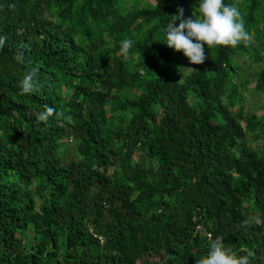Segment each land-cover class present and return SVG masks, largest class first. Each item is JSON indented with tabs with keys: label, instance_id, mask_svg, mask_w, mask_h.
<instances>
[{
	"label": "trees",
	"instance_id": "obj_1",
	"mask_svg": "<svg viewBox=\"0 0 264 264\" xmlns=\"http://www.w3.org/2000/svg\"><path fill=\"white\" fill-rule=\"evenodd\" d=\"M227 2L252 38L188 70L164 29L198 0H0V264H195L218 237L264 264V68L250 89L241 64L264 0Z\"/></svg>",
	"mask_w": 264,
	"mask_h": 264
},
{
	"label": "clouds",
	"instance_id": "obj_2",
	"mask_svg": "<svg viewBox=\"0 0 264 264\" xmlns=\"http://www.w3.org/2000/svg\"><path fill=\"white\" fill-rule=\"evenodd\" d=\"M171 17L164 29L165 44L174 50L182 51L192 64H202L211 47H235L253 36L243 13L235 3L227 0H198L197 11L191 17L184 19L182 8ZM177 20L180 21L178 25L175 23ZM133 45L132 38H125L120 42V49L127 52ZM34 87V73L30 72L21 81V88L23 92H30ZM53 111L54 109L49 107L39 118L46 120L48 113ZM195 264H246V259L234 255L226 248L223 239L218 237L212 240L210 251L198 257Z\"/></svg>",
	"mask_w": 264,
	"mask_h": 264
},
{
	"label": "rangeland",
	"instance_id": "obj_3",
	"mask_svg": "<svg viewBox=\"0 0 264 264\" xmlns=\"http://www.w3.org/2000/svg\"><path fill=\"white\" fill-rule=\"evenodd\" d=\"M146 1H151V3H154V0H146ZM251 46H255L254 43L250 42ZM187 68L190 70V67H192V63H190L189 60H187ZM241 64L244 69V78L243 81L247 80L249 81V88L252 89L253 86L256 83V78H253V75L255 71L260 70L261 68H264L263 63H257L255 60V55L253 50H250V55H245L243 59H241ZM247 94V100L244 105L246 113L250 115H256L257 118H261L263 116V111L261 110L262 107H264V94H252L250 92L246 93ZM246 123L243 122V126H245ZM247 142L250 146L256 148V149H262V146L264 144L263 140H255L252 135L249 134L247 138ZM69 147L73 144L71 140H68L65 142ZM135 159L138 160H145L144 154H136ZM65 158L67 160H71L72 158H75V156L72 153H67L65 155ZM148 162V161H147ZM112 172V171H111Z\"/></svg>",
	"mask_w": 264,
	"mask_h": 264
},
{
	"label": "built area",
	"instance_id": "obj_4",
	"mask_svg": "<svg viewBox=\"0 0 264 264\" xmlns=\"http://www.w3.org/2000/svg\"><path fill=\"white\" fill-rule=\"evenodd\" d=\"M197 231L198 232H204L200 226L197 227ZM207 237L209 239H211L212 235L210 233H207ZM95 238L100 239L102 243L104 242V239L102 237H100V236L95 235Z\"/></svg>",
	"mask_w": 264,
	"mask_h": 264
}]
</instances>
